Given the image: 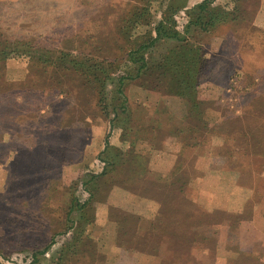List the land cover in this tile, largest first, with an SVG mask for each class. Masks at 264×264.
<instances>
[{
	"label": "rangeland",
	"instance_id": "1",
	"mask_svg": "<svg viewBox=\"0 0 264 264\" xmlns=\"http://www.w3.org/2000/svg\"><path fill=\"white\" fill-rule=\"evenodd\" d=\"M168 1L0 0V264L46 246L35 264H264V0H215L235 17L217 30L185 0L181 39L145 50L200 47L198 112L152 88L154 71L111 109ZM5 40L25 45L3 56ZM107 149L117 165L95 181ZM91 194L85 219L68 212Z\"/></svg>",
	"mask_w": 264,
	"mask_h": 264
},
{
	"label": "trees",
	"instance_id": "2",
	"mask_svg": "<svg viewBox=\"0 0 264 264\" xmlns=\"http://www.w3.org/2000/svg\"><path fill=\"white\" fill-rule=\"evenodd\" d=\"M184 1L185 0H169L164 10L165 13L163 14V18H161V20L154 27V34L152 35L151 32L148 31L146 33V37L143 38L142 42L136 48L130 50V52L128 53L127 58L132 66L126 69L125 75L117 76L115 92L119 95V97L116 99L118 105L117 103H113L111 104L112 107L110 106L112 111L117 113V115L118 109L125 110L127 108L123 105L124 102H126V80L128 78H134L139 76L140 74L144 75L147 72L153 71L154 74H152V76L155 75V81H153L154 85L152 86V88L165 89V91L169 94L176 95L188 100L190 105V112H198L201 102L197 99V86L204 67V58L202 57L200 47L192 45H177L174 48L169 49L160 59L156 60L153 63L149 62V60L145 58L144 54L145 50L148 47L153 46L157 42V40L181 39V34L175 29V21L171 16L172 14H175V12L179 8L183 7L186 4ZM214 1L215 0H201L195 7L189 9L187 11V15L190 16L189 22L196 26H199L200 28H207L209 26L208 29L217 30L223 27V24L235 19V17L230 14L233 10L228 9L226 5L219 7V5L214 4ZM238 5L239 3H237V6ZM165 15H168V17L166 18ZM140 16L141 13H131L127 20L130 23L137 22ZM22 45L25 44L22 43L21 40H5L4 48L1 53H3V56H7L11 52L19 53L18 51H20V47L23 48ZM27 45L31 50H33L32 48L35 47L33 44L27 43ZM68 57L72 56H69L68 54L64 55V58ZM64 58L62 57L60 59L65 60ZM72 59L75 62H78L79 65H82V58L80 59V61H76L74 58ZM174 131L182 132L181 128H176L173 130V132ZM108 152L110 153L107 154ZM104 154V157L102 159L105 160L107 164L102 172L98 176H96L95 181L101 180V178L106 177L108 173L114 170L113 167L117 165V162L112 160V158L118 155L117 151L112 155L111 150L107 149ZM118 163H121V161H119ZM87 182L88 181L86 179H83L81 182L82 186L84 187ZM92 197L93 196L91 194L89 199L83 202H79L77 196L73 195L69 203L68 212L73 213L75 210L79 211L80 216L78 217L80 219H85V216L87 215L86 207L92 201ZM69 227H72V225H70ZM73 240L74 243H72V246L77 249L78 244L76 242L81 241V239L77 235L73 238ZM47 248L48 246H46L44 250L34 251L31 256L32 260L28 264H35V262L39 259L38 257H40ZM65 261L66 258L64 257L60 261V264H64Z\"/></svg>",
	"mask_w": 264,
	"mask_h": 264
}]
</instances>
